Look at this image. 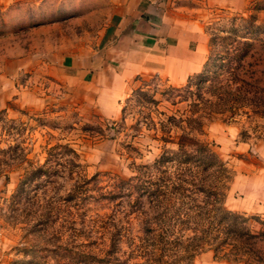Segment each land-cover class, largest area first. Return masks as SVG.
<instances>
[{
	"label": "rangeland",
	"instance_id": "rangeland-1",
	"mask_svg": "<svg viewBox=\"0 0 264 264\" xmlns=\"http://www.w3.org/2000/svg\"><path fill=\"white\" fill-rule=\"evenodd\" d=\"M153 4L154 15L203 26L208 48L197 71L170 73L161 58L177 54H121L124 10L115 0H0V264H142L163 212L150 191L170 181L172 214L209 200L204 189L191 193L195 184L216 185L255 236L223 235L237 248L225 257L203 248L186 264H264V106L236 121L205 119L191 134L212 156L174 153L176 143L140 123L137 132V107L122 118L134 90L155 77L159 87H180L237 54H264V10ZM155 98L158 111L177 110Z\"/></svg>",
	"mask_w": 264,
	"mask_h": 264
},
{
	"label": "trees",
	"instance_id": "trees-1",
	"mask_svg": "<svg viewBox=\"0 0 264 264\" xmlns=\"http://www.w3.org/2000/svg\"><path fill=\"white\" fill-rule=\"evenodd\" d=\"M157 81L159 79L155 77L134 90L122 108V118L125 120L126 112L131 107H137L138 110L134 112L137 121L133 126L137 132L141 130L138 126L140 123L148 130H154L153 139L164 144L176 143L178 148L174 153L186 154L190 148L195 154L206 153L212 156L214 152L207 144L191 133L200 132L204 120L216 115L236 121L241 113L255 116L261 112L264 106V54H237L222 60L220 66L209 73L189 77L187 83L180 87L172 84L159 87ZM155 94H160L163 100L177 110L171 114L158 111L162 100L156 99ZM246 107L248 109L244 110ZM154 114L165 115V119L155 121ZM174 128L179 129L180 133L172 135ZM189 170L183 168V172ZM225 171V168L219 170L223 177H226L223 174ZM177 173L182 172L176 171V175L182 176ZM174 183L165 182L150 191L151 200L157 201L163 207V212L156 222L159 232L149 228V240H146L144 246L142 264H186L184 261L188 257L190 260L203 248H212L220 257H225L228 254L225 251L228 243L223 235H232L238 240L243 234L247 236L245 240L255 237L237 223L236 213L224 208V192L216 185L204 188L195 184L191 193L204 189L211 196L209 200L203 202V205L190 204L183 212L180 210L182 207L176 208L177 213L172 214L170 202L167 201H170L172 193L169 188L175 190ZM225 218L229 222H225ZM151 223L149 220V225ZM245 244L247 246V241ZM232 247L227 249H236V243Z\"/></svg>",
	"mask_w": 264,
	"mask_h": 264
},
{
	"label": "crops",
	"instance_id": "crops-1",
	"mask_svg": "<svg viewBox=\"0 0 264 264\" xmlns=\"http://www.w3.org/2000/svg\"><path fill=\"white\" fill-rule=\"evenodd\" d=\"M124 10L122 33L118 42H125L121 54H177L166 56V63L183 77L199 69L202 54L207 53L208 38L196 20L174 18L166 13L154 15V0H115ZM193 1V0H192ZM195 1V0H194ZM207 6L234 11L257 6L264 10V0H205ZM133 12L131 14H127ZM200 25V27H199ZM159 58V57H158Z\"/></svg>",
	"mask_w": 264,
	"mask_h": 264
}]
</instances>
